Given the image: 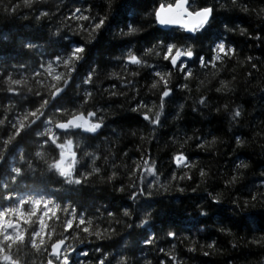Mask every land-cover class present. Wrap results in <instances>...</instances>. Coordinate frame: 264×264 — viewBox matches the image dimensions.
Returning <instances> with one entry per match:
<instances>
[{"label": "clouds", "instance_id": "1", "mask_svg": "<svg viewBox=\"0 0 264 264\" xmlns=\"http://www.w3.org/2000/svg\"><path fill=\"white\" fill-rule=\"evenodd\" d=\"M95 2L102 5L107 27L99 35L86 37L71 30L65 34V15L83 0H0V75L6 70L9 76L14 70L24 74L25 66L36 63L35 59L25 60L26 54L39 57L61 51L53 44L74 43L77 37L86 40L90 50L101 37L112 48L104 54L102 66L97 50L91 61H83L84 70L99 62L102 69L115 71L113 66L131 53L143 62L140 76L146 74L144 82L129 78L118 81L119 87H103L110 77L101 75L81 83L82 72L68 88V100L61 102L62 117L87 113L92 118L89 125L81 123L76 126L80 131L74 127L58 135L55 147L44 141L39 146L32 140L22 143L17 148L19 158L8 155L6 146L0 149V166L7 155L20 180L19 188L34 192L61 188L59 195L67 202L99 212V222L106 229L101 238L105 241L100 256L104 264H168V260L204 264L198 255L220 257L219 264H264V196L257 194L255 201L245 198L254 184L264 183L258 179L264 174V60L253 72L249 54L235 47L236 56L217 67L192 63V76L185 81L174 68L166 69L161 55L165 46L173 45L190 49L203 59L217 41L233 47L235 38L258 36L264 31V0H196L197 8H214L215 12L192 32L160 27L152 7L141 5L140 0ZM106 4L110 5L107 11ZM154 69L175 86L173 94L161 95ZM145 113L150 119L144 118ZM56 119L52 114L53 124ZM153 144L151 167L158 174L154 179L145 175L148 192L138 195L132 191L128 175L134 165L143 166ZM60 145L70 151L67 163L84 178L82 186H69L56 168V162L63 159L57 150ZM177 151L201 152L207 158L192 157L191 166L172 168L166 175L164 164L171 168ZM132 152L139 153V158L130 156ZM164 153L168 154L166 160L161 159ZM3 183L0 178V185ZM172 231L179 235L170 242L168 233ZM11 255L25 264L22 248H12Z\"/></svg>", "mask_w": 264, "mask_h": 264}, {"label": "snow or ice", "instance_id": "2", "mask_svg": "<svg viewBox=\"0 0 264 264\" xmlns=\"http://www.w3.org/2000/svg\"><path fill=\"white\" fill-rule=\"evenodd\" d=\"M86 3L89 0H85ZM110 5H104L107 11ZM194 8L196 10H194ZM152 15L155 23L160 27H172L188 32L195 31L206 24L214 14L215 9H206L196 6V0H153ZM65 34L71 30L74 33H83L86 37L93 34L99 35L107 27V19L100 10L93 11L92 4L84 7L83 4L69 8L65 15ZM248 40L264 44V31L257 36L255 33L247 37ZM53 48L61 51H53L46 55L47 58L39 60L33 66H25L23 73L14 70L11 76L7 70L0 75V149L8 147V155H17V148L22 143L32 140L37 146L41 141L59 144V136L68 132L80 131L77 125L83 123L89 125L91 117L87 113L78 115L72 112L62 117V101H67V91L76 83V77L81 75V83L85 80H98L101 75H106L111 80L125 82L131 78L133 82L140 76L142 61L139 56L126 54L117 64L119 71H110L101 68L99 62L95 68H83V61H91V50L86 40L74 43L53 44ZM236 48L230 47L227 41H217L214 50H210L203 59L190 49L180 46L167 45L161 55L166 69L174 68L185 81L189 80L192 73L189 68L192 63H198L202 68H214L219 63L236 56ZM258 58L252 56L247 61L252 65V71L259 67ZM188 61V63H184ZM154 81L158 80L161 86V95L167 97L174 93L175 86H170L166 76L154 69ZM168 75H171L169 72ZM251 75V73H250ZM67 85V87H65ZM90 83V88H95ZM156 87V83H152ZM61 107L60 112H55ZM143 107V105H139ZM52 114L57 119L52 122ZM144 118L150 119L145 113ZM39 133V139L36 134ZM63 159L56 162V168L62 175V179L69 186H82L84 178L73 171V165L67 163L70 151L60 145L57 149ZM147 159L143 166L137 164L130 170L128 179L132 182V191L138 195L148 192L145 184V175L158 174V169L151 167L152 159L146 154ZM172 164L177 169L187 168L190 158L183 152L177 151L172 157ZM135 173V180L132 173ZM200 175H204L203 169ZM0 178H4L3 188L0 191V264H21V261L11 255L12 248H22L26 254L25 264H104L100 259L105 243L101 238L106 229L99 222L100 213L92 214L81 204L66 202L59 195L61 188H53L51 191L34 192L19 188L20 180L16 178L14 166L8 164V156H5L3 166H0ZM175 181V176H171ZM183 179V177H181ZM191 180L192 177L188 176ZM264 181V174L258 177ZM228 187V182L225 183ZM264 196V183L254 184L245 194L246 200L255 201L256 195ZM131 195V193L129 194ZM218 203V202H213ZM113 213L116 209L112 210ZM105 216L109 213L104 212ZM178 232L168 233L169 241H175ZM147 239V237H145ZM93 241L98 243L93 244ZM92 253L84 251L85 246H92ZM149 249L151 242L146 245ZM190 251H195L190 248ZM208 255V253H202ZM19 255V253H18ZM168 260L167 257H165ZM168 264H172L168 260Z\"/></svg>", "mask_w": 264, "mask_h": 264}, {"label": "trees", "instance_id": "3", "mask_svg": "<svg viewBox=\"0 0 264 264\" xmlns=\"http://www.w3.org/2000/svg\"><path fill=\"white\" fill-rule=\"evenodd\" d=\"M140 3L141 5H147L148 7H152V0H140ZM89 4H92L93 6V11H97V10H100V8L102 7V5H98L95 0H89L88 3L85 2V0H83V6L84 7H89ZM77 6L81 5L79 3L76 4ZM103 33V31H102ZM76 41H79V38H75ZM229 39H233L232 37H229ZM237 40V43H235L233 46L234 47H237V48H240L241 49V52L243 54V52H247L249 55H255V56H259L262 60H264V44H260V48H256L255 45L258 43V42H253V41H250V40H246L244 37H238V38H235ZM91 47V57L95 56L97 50L99 51L100 53V63H101V66L103 65V56L104 54L108 53V52H111L112 51V48L110 46H108L104 41H103V38L101 37V39L99 40V42L93 47V46H90ZM47 56L46 55H41L39 57H29L27 54L25 55L24 59L25 60H29V59H35V61H39V60H43V59H46ZM88 58L86 57V60ZM112 70H115V71H119V68L117 66H113ZM145 75L146 74H142L141 76L137 77L136 80H139L140 82H144L145 80ZM177 75L180 77V73L177 72ZM180 81L178 80L177 83H179ZM110 85H115L116 87H119V82L118 81H115V80H110V81H105L104 84L102 85L103 87H107V86H110ZM135 115V114H133ZM131 142H129L128 145H125V147H128L130 146ZM148 154L152 157L153 155H155V144H153V146L149 147L148 149ZM190 159L192 157H195V156H199L200 158L202 159H206V155L204 153H201V152H189V153H185ZM130 156H136L137 158H139V153H135V152H132V153H129ZM168 157V154L167 153H164L163 156L161 157V159H167ZM159 160H158V164H159ZM221 163H223V161H221ZM164 168L166 169V175L168 172H170L172 170V168H175V165L172 164L171 165V168L168 167L167 163L164 164ZM195 180V177L193 178V182ZM67 202V201H66ZM74 202V201H73ZM86 207V206H85ZM88 209V208H87ZM100 211H105L104 209H101ZM88 212L89 213H92V214H96V210L94 208L92 209H88ZM94 247V245L92 246H85L84 247V251H87L89 252L90 254L92 253V248ZM182 255L184 256H188L190 254L186 253V252H182L181 253ZM197 259L198 260H201V261H204V264H219V261H220V257H203V256H197Z\"/></svg>", "mask_w": 264, "mask_h": 264}]
</instances>
